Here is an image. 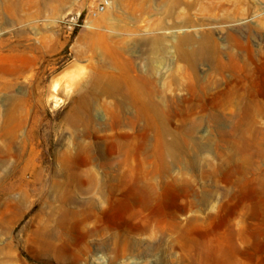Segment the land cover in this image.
<instances>
[{
	"label": "rangeland",
	"instance_id": "rangeland-1",
	"mask_svg": "<svg viewBox=\"0 0 264 264\" xmlns=\"http://www.w3.org/2000/svg\"><path fill=\"white\" fill-rule=\"evenodd\" d=\"M98 2L0 0V264H264V0Z\"/></svg>",
	"mask_w": 264,
	"mask_h": 264
},
{
	"label": "bare ground",
	"instance_id": "bare-ground-1",
	"mask_svg": "<svg viewBox=\"0 0 264 264\" xmlns=\"http://www.w3.org/2000/svg\"><path fill=\"white\" fill-rule=\"evenodd\" d=\"M67 67V66H66ZM84 68V67H83ZM73 70V69H72ZM131 70L136 74V75H138V70L136 69V68H131ZM61 71V70H60ZM77 71V70H76ZM79 71V70H78ZM77 71V72H78ZM79 73V72H78ZM61 75V74H60ZM66 75H68V74H66ZM57 77H58V75H56ZM80 76V75H79ZM79 76H78V78H79ZM62 77H64V76H62ZM54 78V77H53ZM70 80V79H69ZM75 79H73V81H74ZM70 83H72V82H70ZM58 83H57V80H54L53 81V83L51 84V86H50V88H51V90L52 91H56L57 90V88H58ZM111 86V85H110ZM114 90L116 89V90H118V86H117V84L115 83L114 84ZM65 88V87H64ZM131 88L133 89V90H136V88H135V85L133 84L132 86H131ZM72 89V87L71 86H67L64 90H71ZM147 114H149V113H147ZM152 116V115H151ZM148 117V116H147ZM153 117V116H152ZM145 120H147L148 121V119H146V117H145ZM159 133L160 134H163V132L161 131V130H159Z\"/></svg>",
	"mask_w": 264,
	"mask_h": 264
},
{
	"label": "water",
	"instance_id": "water-1",
	"mask_svg": "<svg viewBox=\"0 0 264 264\" xmlns=\"http://www.w3.org/2000/svg\"><path fill=\"white\" fill-rule=\"evenodd\" d=\"M74 68H78L80 71L83 70L82 66L78 65L77 63H72L69 66H67L65 69H63L61 72H58L57 75L65 73V72H70Z\"/></svg>",
	"mask_w": 264,
	"mask_h": 264
},
{
	"label": "built area",
	"instance_id": "built-area-1",
	"mask_svg": "<svg viewBox=\"0 0 264 264\" xmlns=\"http://www.w3.org/2000/svg\"><path fill=\"white\" fill-rule=\"evenodd\" d=\"M107 4H108V0H99L98 6L95 9V13L104 11V9L107 6Z\"/></svg>",
	"mask_w": 264,
	"mask_h": 264
}]
</instances>
